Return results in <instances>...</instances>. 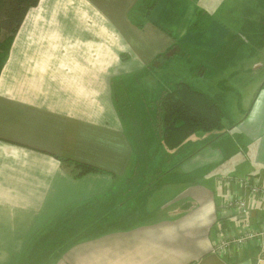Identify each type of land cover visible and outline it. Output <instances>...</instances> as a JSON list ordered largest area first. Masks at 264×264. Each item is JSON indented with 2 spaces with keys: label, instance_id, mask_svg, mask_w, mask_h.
<instances>
[{
  "label": "crops",
  "instance_id": "crops-1",
  "mask_svg": "<svg viewBox=\"0 0 264 264\" xmlns=\"http://www.w3.org/2000/svg\"><path fill=\"white\" fill-rule=\"evenodd\" d=\"M140 1L40 0L15 34L0 73V264H28L32 249V264H264V240L216 251L264 227V197L240 182L264 187V83L248 112H228L221 131L195 133L169 158L154 139L141 171L112 83L124 91L141 74L151 101V78L166 69L158 57L183 43L207 58L229 30L213 22L191 34L201 0H159L140 28L129 18ZM61 158L102 171L76 176ZM156 192L168 194L152 210ZM237 198L246 213L227 207ZM113 201L116 226L80 238Z\"/></svg>",
  "mask_w": 264,
  "mask_h": 264
},
{
  "label": "trees",
  "instance_id": "trees-1",
  "mask_svg": "<svg viewBox=\"0 0 264 264\" xmlns=\"http://www.w3.org/2000/svg\"><path fill=\"white\" fill-rule=\"evenodd\" d=\"M39 1L0 0V40L3 39L0 41V73L8 58L15 34L21 27L29 9L38 5ZM158 1L141 0L129 16L131 22L137 27L142 28L148 21ZM257 1L264 7V0ZM199 25H201L199 22L194 23L190 30L199 29ZM203 27L205 25H202ZM2 34H4V38H2ZM185 47L184 45L176 44L168 52L157 58L159 62L156 61L159 64L162 59L168 58L166 63L161 65L165 67L170 63V57L176 52L184 58L187 56ZM140 75L135 74L131 78L140 79ZM124 84L123 82L122 85ZM130 90L133 92L136 90V87L126 85L124 96L126 94L129 95L126 100L122 101L119 93L117 91L114 92V82L112 83V99L114 103L115 101L117 102L116 106L120 110L123 123L129 131V137L135 148L136 163L137 166H141V171H143V168L147 169L148 164L156 155L150 152L154 139L159 138L164 150L162 152H165L163 155L165 158L166 156L169 158L170 154L168 152L185 146L190 137L195 133L201 131H221L224 128V118L227 116V113L223 104L217 98L194 87L187 81H175L170 87H160L157 93L151 94V101L148 99V92L142 89L141 94L143 97L142 99L140 98L139 104L137 103L138 97H135V100L131 98ZM148 111L151 115H149ZM145 123L146 126H149L148 132H142L141 128ZM61 159L73 167L76 176H82L94 171H102L100 168L88 163L69 158ZM138 192L139 190L132 192L119 205H126L127 200L136 196ZM109 204L110 207L103 210L98 216L86 219L87 229L80 234V238H89L100 234L101 231L113 229L116 226L114 224V201ZM128 215V217H131V215L137 216L138 211ZM91 225L93 227H90ZM30 252L34 258L36 250L32 249ZM32 259L28 264H32Z\"/></svg>",
  "mask_w": 264,
  "mask_h": 264
},
{
  "label": "rangeland",
  "instance_id": "rangeland-1",
  "mask_svg": "<svg viewBox=\"0 0 264 264\" xmlns=\"http://www.w3.org/2000/svg\"><path fill=\"white\" fill-rule=\"evenodd\" d=\"M200 6L204 10L198 13L189 27L191 28L194 23L199 22L201 24L198 26L200 30L191 29L190 32L194 34L197 31H204L213 22L226 27L229 30V39L222 51H211V55L204 58L203 55L207 56L208 54L201 52L204 50L195 51L192 46L186 45L187 56L166 65V69L161 70L151 78L149 88L157 89L156 77L159 78L161 88L170 87L177 80L187 81L214 97L219 96L224 99V104L221 103L226 113L230 112L231 117L234 118L240 109L248 112L246 109L259 95L261 84L264 83V7L257 0H201ZM202 25L205 27L202 28ZM2 38H4V34H2ZM167 59H162L160 64L164 65ZM200 60L203 62L199 63ZM218 64L220 67L217 66ZM222 67L225 69L223 70ZM168 71L172 72L168 73ZM200 72L206 73L202 76L203 74ZM172 73L178 74L176 79ZM136 79L134 77L125 79L124 83L136 87V90L133 92L130 90L129 93L133 100L138 97L137 103L139 104L140 98L143 97L142 89L145 90V86H141L146 85V83L139 78ZM225 86H229L231 89L226 91ZM115 89L120 97L125 95L123 89L118 88V86H115ZM155 91L151 94H154ZM228 121L229 119L225 117L224 122L227 124ZM145 126L146 123L141 128L142 132H148L149 126L147 125L146 128ZM167 194V192L155 194L152 197L151 209L157 210ZM161 213L164 214L163 210H160Z\"/></svg>",
  "mask_w": 264,
  "mask_h": 264
},
{
  "label": "built area",
  "instance_id": "built-area-1",
  "mask_svg": "<svg viewBox=\"0 0 264 264\" xmlns=\"http://www.w3.org/2000/svg\"><path fill=\"white\" fill-rule=\"evenodd\" d=\"M240 182L244 184L250 192H252L255 196L264 197V187L259 186L255 182H253L250 178L241 179ZM227 207L231 208H238L243 213L247 212V203L242 198L233 199L232 201L227 203ZM264 240V227L256 230V229H248L243 234L238 236H230L224 240H222L216 247V251L219 254H224L226 250L230 248L231 245H238L243 244L247 241H254V240ZM262 254L264 259V243H262Z\"/></svg>",
  "mask_w": 264,
  "mask_h": 264
}]
</instances>
